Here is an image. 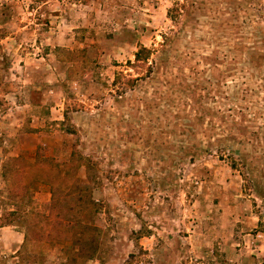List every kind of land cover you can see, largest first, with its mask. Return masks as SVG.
<instances>
[{
    "label": "rangeland",
    "instance_id": "obj_1",
    "mask_svg": "<svg viewBox=\"0 0 264 264\" xmlns=\"http://www.w3.org/2000/svg\"><path fill=\"white\" fill-rule=\"evenodd\" d=\"M20 211L33 239L1 221L0 264H264V0H0V218Z\"/></svg>",
    "mask_w": 264,
    "mask_h": 264
},
{
    "label": "trees",
    "instance_id": "obj_2",
    "mask_svg": "<svg viewBox=\"0 0 264 264\" xmlns=\"http://www.w3.org/2000/svg\"><path fill=\"white\" fill-rule=\"evenodd\" d=\"M150 54H151V51L149 49L140 48L135 54L134 64L129 63V65L131 67L136 68V69H143V70H145V72L150 73L151 67L148 64V58H149ZM116 79H117L116 82H117V84L120 85L121 90L124 89L123 87L126 84H131L132 82L135 81V79H133V78H126V75L123 74V72H118ZM5 172H6V174L8 172L14 173V174L20 176L23 180L29 179L30 177H32L35 180H38V179H41L42 176H44V173H46V170H44L42 167H39L38 165L28 163V162H23V161H21V159H18V158H13V159H10L6 162ZM21 191H22V193L23 192L25 193L27 190L25 188V190L21 189ZM86 209L87 208H84L83 211H85ZM29 219L30 218H28V216L26 214H24L23 211H20V214H17L14 212H8V214H6L4 217H2V219L0 218V222L5 221L7 224L10 221L16 222L19 226L23 227L25 230V232H24V243L25 242L27 243L28 241L31 242V240L33 239V231L31 230V224L29 223L30 222ZM56 225H58L60 227V229H63L66 227L65 223H58ZM86 226H87L86 223H81L80 227H82L83 230L80 231V239H77V241H80V245L82 243L86 244V245L93 243V240H91V235L89 234L90 228H88ZM41 232L46 233V239L45 240H47V238H49L51 236L50 235L51 232H47L46 230L41 231ZM57 237L60 238L59 240H57L60 243L67 241L66 239L61 237V234L58 235ZM68 253H69L68 254V258H69L68 261L69 262H67V263L68 264H74L75 260L80 259V258L90 259L95 254V251L92 249L91 250H79L78 249L76 251L68 252ZM133 258H135V257H133Z\"/></svg>",
    "mask_w": 264,
    "mask_h": 264
}]
</instances>
